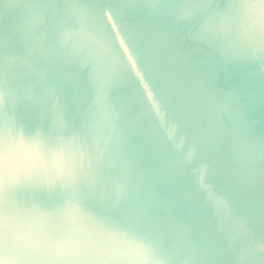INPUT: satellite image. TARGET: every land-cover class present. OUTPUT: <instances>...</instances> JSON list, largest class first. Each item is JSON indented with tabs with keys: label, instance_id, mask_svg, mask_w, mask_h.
Segmentation results:
<instances>
[{
	"label": "water",
	"instance_id": "obj_1",
	"mask_svg": "<svg viewBox=\"0 0 264 264\" xmlns=\"http://www.w3.org/2000/svg\"><path fill=\"white\" fill-rule=\"evenodd\" d=\"M0 264H264V0H0Z\"/></svg>",
	"mask_w": 264,
	"mask_h": 264
}]
</instances>
